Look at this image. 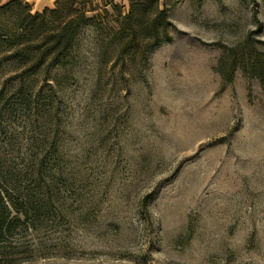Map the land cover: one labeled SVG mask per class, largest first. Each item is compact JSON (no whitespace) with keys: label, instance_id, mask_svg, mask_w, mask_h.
<instances>
[{"label":"rangeland","instance_id":"374dc122","mask_svg":"<svg viewBox=\"0 0 264 264\" xmlns=\"http://www.w3.org/2000/svg\"><path fill=\"white\" fill-rule=\"evenodd\" d=\"M34 14L0 30L38 44ZM67 14L59 159L111 178L68 264H264V0H72L43 21Z\"/></svg>","mask_w":264,"mask_h":264},{"label":"trees","instance_id":"16d2710c","mask_svg":"<svg viewBox=\"0 0 264 264\" xmlns=\"http://www.w3.org/2000/svg\"><path fill=\"white\" fill-rule=\"evenodd\" d=\"M21 1L31 8L26 0H9L0 6V16ZM70 1L58 0L52 9L29 16L40 20L38 44H33L31 30H0V264L72 261L82 245L76 235L98 221L106 196L98 188L111 180L105 174L69 170L58 155L56 88L73 49L76 19L67 14L54 29L43 20ZM47 61H55L56 72L54 84L45 89L37 86L35 71Z\"/></svg>","mask_w":264,"mask_h":264},{"label":"crops","instance_id":"0c3cea01","mask_svg":"<svg viewBox=\"0 0 264 264\" xmlns=\"http://www.w3.org/2000/svg\"><path fill=\"white\" fill-rule=\"evenodd\" d=\"M9 0H0V5ZM58 0H26L34 13H41L45 9H52Z\"/></svg>","mask_w":264,"mask_h":264}]
</instances>
